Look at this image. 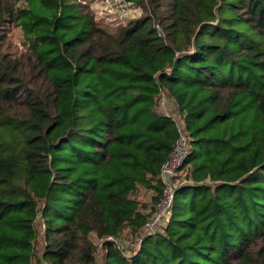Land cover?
Instances as JSON below:
<instances>
[{
    "label": "trees",
    "instance_id": "1",
    "mask_svg": "<svg viewBox=\"0 0 264 264\" xmlns=\"http://www.w3.org/2000/svg\"><path fill=\"white\" fill-rule=\"evenodd\" d=\"M135 1L0 0V264H264V0ZM182 132L167 222L125 254Z\"/></svg>",
    "mask_w": 264,
    "mask_h": 264
},
{
    "label": "rangeland",
    "instance_id": "2",
    "mask_svg": "<svg viewBox=\"0 0 264 264\" xmlns=\"http://www.w3.org/2000/svg\"><path fill=\"white\" fill-rule=\"evenodd\" d=\"M85 10L91 12L95 20L99 22H108L113 24H125L128 21L139 18L143 16L147 9H145V3L137 2L135 0H78ZM8 33V39L14 44L17 51H24V46H22L20 41L21 29L15 24L6 25ZM158 109L168 115L175 118L176 122L180 124V117L175 107L173 100L167 96L164 92L160 94V99L158 102ZM185 118V117H184ZM182 123V122H181ZM180 172L173 173L174 179L169 177V186H173L178 182L182 181V174ZM151 191L140 189L137 191L136 198L146 205H151ZM159 214V217L155 220V216ZM169 215V207L166 204L159 203L156 205V211L149 219V221L144 225L143 229L137 233L128 235L124 239H121L119 246L125 254H132L137 251V246L141 241L142 237L146 233H153L155 231H162L165 226ZM153 222V223H152Z\"/></svg>",
    "mask_w": 264,
    "mask_h": 264
},
{
    "label": "built area",
    "instance_id": "3",
    "mask_svg": "<svg viewBox=\"0 0 264 264\" xmlns=\"http://www.w3.org/2000/svg\"><path fill=\"white\" fill-rule=\"evenodd\" d=\"M177 122L179 129L182 131L183 123ZM187 152V140L185 134L182 132L180 138L177 141L174 152L169 156V158L162 164L161 177L166 184L164 189V199L163 203L166 204L167 208L170 206L172 199V187L169 186L168 179L173 175L176 168L181 164L183 158ZM162 203V202H161ZM159 217V214L155 216V220ZM153 223V222H152Z\"/></svg>",
    "mask_w": 264,
    "mask_h": 264
}]
</instances>
